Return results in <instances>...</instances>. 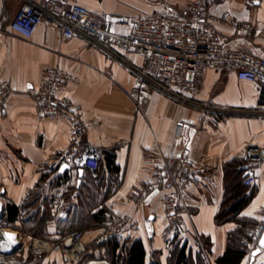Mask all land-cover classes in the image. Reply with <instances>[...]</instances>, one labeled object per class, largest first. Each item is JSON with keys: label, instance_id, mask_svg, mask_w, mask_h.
<instances>
[{"label": "crops", "instance_id": "obj_1", "mask_svg": "<svg viewBox=\"0 0 264 264\" xmlns=\"http://www.w3.org/2000/svg\"><path fill=\"white\" fill-rule=\"evenodd\" d=\"M189 1L79 3L113 15L140 16L164 4L181 9ZM23 5L24 0L0 1V80L9 81L14 89L0 111V264L12 260L14 264H82L81 260L67 261L57 248L45 256L32 249L34 237L55 241L74 227L85 232L83 260H109L112 251L107 243L111 239L122 244L142 240L147 264L156 260L168 264L176 233L167 228L160 192L149 191L141 202L138 198L139 191L153 181L166 161L176 167L183 157L200 166L204 184L185 193L181 208L186 225L178 235L193 256L203 251L206 264H216L227 248L229 233L237 227L234 222L216 221L225 195L226 166L245 160L249 145L264 147V114L257 109L254 86L234 74L210 70L195 98L231 113L205 114L162 93H155L138 109L131 96L135 75L116 57L85 39H64L46 22L31 38L14 33L10 24ZM213 12L254 25L257 31L251 36L235 34L229 24H219V28L228 47L264 57V0L255 5L250 0H219ZM129 59L140 62L135 56ZM46 66L59 67L79 78L59 97L77 107L87 124V140L115 156V168L103 163L99 181L84 176L72 158L62 156L70 146V123L40 114L30 97ZM249 192L253 196L240 216L264 223V164ZM70 198L74 199V208L66 215L63 206ZM9 205L20 210L15 221L8 218ZM102 209L103 218L94 219ZM127 213L134 216L138 227L119 237L101 239L107 222ZM148 220L155 227L154 237L147 234ZM6 234L15 236L10 254L4 251ZM260 238L251 244L242 264H264V249L251 260ZM203 239L209 242L208 249L203 247Z\"/></svg>", "mask_w": 264, "mask_h": 264}, {"label": "built area", "instance_id": "obj_2", "mask_svg": "<svg viewBox=\"0 0 264 264\" xmlns=\"http://www.w3.org/2000/svg\"><path fill=\"white\" fill-rule=\"evenodd\" d=\"M261 1L250 0L253 5ZM218 2L190 0L181 9L164 4L145 15L120 16L89 9L79 0H24L10 27L14 33L31 38L38 27L46 22L59 30L64 39H85L116 57L135 75L131 96L138 109L155 93H162L205 114L222 116L231 113L230 110L195 98L207 72L215 70L234 74L238 79L251 83L257 91V109L264 114V57L249 50L228 47L219 24H229L235 34L245 36L255 34L256 27L249 22L233 20L227 13L215 14L213 9ZM129 56L139 58L140 62L131 61ZM78 80V77L64 69L46 66L42 70L39 85L29 94L40 114L49 119H66L70 123V146L62 156L72 158L74 166L81 169L84 176L90 175L99 181L100 166L106 151L87 140V124L74 103L59 97L62 90ZM13 92L9 81L0 80V111L5 109ZM263 164L264 147L249 145L245 153V185L257 184L258 171ZM203 184L202 170L194 161L183 157L176 167L166 161L153 181L139 191L138 201L141 202L149 191L158 190L167 228L178 234L186 225L185 213L181 208L182 199L190 188ZM74 203L73 198L66 201L63 206L66 215L73 211ZM146 225L148 236L154 237L152 221L148 220ZM137 227L138 223L131 213L114 217L107 222L101 239L119 237ZM263 232L264 223L257 224L253 230L254 238L258 239ZM84 236V230L76 228L55 241L48 237H34L32 249L45 256L57 248L67 261L110 264L102 257L82 259L86 249ZM70 239H73V244L68 247ZM9 263L14 264V261Z\"/></svg>", "mask_w": 264, "mask_h": 264}, {"label": "trees", "instance_id": "obj_3", "mask_svg": "<svg viewBox=\"0 0 264 264\" xmlns=\"http://www.w3.org/2000/svg\"><path fill=\"white\" fill-rule=\"evenodd\" d=\"M103 163H106L108 167L114 169L115 156L110 152H105L104 161L101 163V166ZM244 165L245 160H242L233 161L226 166L225 195L221 208L216 216V221L218 224L234 222L237 224V227L229 233L227 248L217 259L216 264H242L244 258L251 252V244L256 243L253 230L258 223L253 219L240 216L243 208L250 202L253 196L252 192L250 193L249 190L254 187L244 184ZM7 212L8 218L11 221H15L20 210L16 205H9L7 207ZM103 213H105L104 209L100 210L93 218L101 219L103 218ZM76 228L77 227H74L68 231ZM175 236L176 237L171 241L173 247L171 249L168 264H205L203 251L193 256L188 250L187 242L180 241V237L177 233ZM202 242L204 248L209 247V242L207 240L203 239ZM107 244L108 248L112 251V256L109 257L108 260L110 264H147V252L142 240H135L129 244H122L117 239H111ZM151 264L162 263L156 260Z\"/></svg>", "mask_w": 264, "mask_h": 264}, {"label": "water", "instance_id": "obj_4", "mask_svg": "<svg viewBox=\"0 0 264 264\" xmlns=\"http://www.w3.org/2000/svg\"><path fill=\"white\" fill-rule=\"evenodd\" d=\"M13 238L15 237L14 234H12ZM12 240H9L8 235L6 236V241L4 243V251L8 254L12 253L13 247H12ZM73 244V239H70L67 242V246L70 247ZM264 249V232L262 233V236L259 240L258 247L252 251V262L255 260L256 255H258L262 250Z\"/></svg>", "mask_w": 264, "mask_h": 264}, {"label": "snow or ice", "instance_id": "obj_5", "mask_svg": "<svg viewBox=\"0 0 264 264\" xmlns=\"http://www.w3.org/2000/svg\"><path fill=\"white\" fill-rule=\"evenodd\" d=\"M29 87H31V85H29ZM6 235H8L9 240H12L13 242H15L12 234H6Z\"/></svg>", "mask_w": 264, "mask_h": 264}, {"label": "rangeland", "instance_id": "obj_6", "mask_svg": "<svg viewBox=\"0 0 264 264\" xmlns=\"http://www.w3.org/2000/svg\"><path fill=\"white\" fill-rule=\"evenodd\" d=\"M209 248V247H208ZM208 248H206V249H208ZM204 260H205V264H206V258H204Z\"/></svg>", "mask_w": 264, "mask_h": 264}]
</instances>
